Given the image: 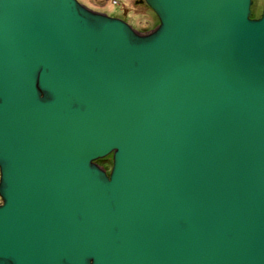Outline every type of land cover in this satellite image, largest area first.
<instances>
[{"label": "water", "instance_id": "95a60500", "mask_svg": "<svg viewBox=\"0 0 264 264\" xmlns=\"http://www.w3.org/2000/svg\"><path fill=\"white\" fill-rule=\"evenodd\" d=\"M140 1L0 0V264H264V0Z\"/></svg>", "mask_w": 264, "mask_h": 264}, {"label": "rangeland", "instance_id": "374dc122", "mask_svg": "<svg viewBox=\"0 0 264 264\" xmlns=\"http://www.w3.org/2000/svg\"><path fill=\"white\" fill-rule=\"evenodd\" d=\"M90 9L101 11L108 16L118 17L126 21L130 26L138 31L144 32L152 28L156 23V18L145 6L144 3L134 4L131 0H116L117 3H111V0H77ZM250 16L256 17L259 14L263 0H250ZM147 7L144 10L140 8ZM107 159H106V158ZM99 164V163H98ZM110 164L109 154L103 157L100 163L106 170Z\"/></svg>", "mask_w": 264, "mask_h": 264}, {"label": "trees", "instance_id": "16d2710c", "mask_svg": "<svg viewBox=\"0 0 264 264\" xmlns=\"http://www.w3.org/2000/svg\"><path fill=\"white\" fill-rule=\"evenodd\" d=\"M147 7H143V8H140L141 10H144V9H146ZM106 158V157H105ZM107 159V158H106ZM97 163H101L102 161H103V158H100V159H96L95 160Z\"/></svg>", "mask_w": 264, "mask_h": 264}, {"label": "flooded vegetation", "instance_id": "af4514ba", "mask_svg": "<svg viewBox=\"0 0 264 264\" xmlns=\"http://www.w3.org/2000/svg\"><path fill=\"white\" fill-rule=\"evenodd\" d=\"M134 4H141V3H143V2H141L140 0H131ZM110 156V155H109ZM109 168V167H108ZM108 170V169H107ZM106 170V171H107Z\"/></svg>", "mask_w": 264, "mask_h": 264}, {"label": "built area", "instance_id": "2783aa9c", "mask_svg": "<svg viewBox=\"0 0 264 264\" xmlns=\"http://www.w3.org/2000/svg\"><path fill=\"white\" fill-rule=\"evenodd\" d=\"M111 3H117V1L116 0H111Z\"/></svg>", "mask_w": 264, "mask_h": 264}, {"label": "bare ground", "instance_id": "6f19581e", "mask_svg": "<svg viewBox=\"0 0 264 264\" xmlns=\"http://www.w3.org/2000/svg\"><path fill=\"white\" fill-rule=\"evenodd\" d=\"M251 9V8H250Z\"/></svg>", "mask_w": 264, "mask_h": 264}]
</instances>
